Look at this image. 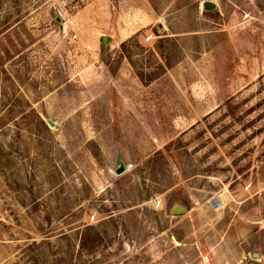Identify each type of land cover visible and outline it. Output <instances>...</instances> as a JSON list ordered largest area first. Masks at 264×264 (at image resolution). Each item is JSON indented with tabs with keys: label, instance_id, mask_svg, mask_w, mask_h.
Returning <instances> with one entry per match:
<instances>
[{
	"label": "rangeland",
	"instance_id": "obj_1",
	"mask_svg": "<svg viewBox=\"0 0 264 264\" xmlns=\"http://www.w3.org/2000/svg\"><path fill=\"white\" fill-rule=\"evenodd\" d=\"M0 264H264V0H0Z\"/></svg>",
	"mask_w": 264,
	"mask_h": 264
},
{
	"label": "water",
	"instance_id": "obj_2",
	"mask_svg": "<svg viewBox=\"0 0 264 264\" xmlns=\"http://www.w3.org/2000/svg\"><path fill=\"white\" fill-rule=\"evenodd\" d=\"M205 7H207V8H211V9H214V8H216V5H215L214 3H206V4H205ZM109 41H110L109 38H106V37L103 38V42H104V44H107ZM49 124H50L51 126L54 125V123H53L51 120H49ZM122 170H123V168L121 167V168H119L117 171H118V173H120V172H122ZM185 211H186V210H185L184 208H180V207H178V206L175 207L174 210H173L174 213H183V212H185ZM180 237H181V236H179V238H180ZM254 256L257 257L258 254H255Z\"/></svg>",
	"mask_w": 264,
	"mask_h": 264
},
{
	"label": "built area",
	"instance_id": "obj_3",
	"mask_svg": "<svg viewBox=\"0 0 264 264\" xmlns=\"http://www.w3.org/2000/svg\"><path fill=\"white\" fill-rule=\"evenodd\" d=\"M76 38V36H74Z\"/></svg>",
	"mask_w": 264,
	"mask_h": 264
}]
</instances>
